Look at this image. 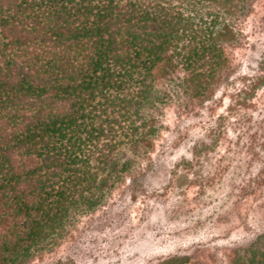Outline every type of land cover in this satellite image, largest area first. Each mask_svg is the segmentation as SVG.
<instances>
[{
    "label": "trees",
    "instance_id": "trees-1",
    "mask_svg": "<svg viewBox=\"0 0 264 264\" xmlns=\"http://www.w3.org/2000/svg\"><path fill=\"white\" fill-rule=\"evenodd\" d=\"M255 0H0V264L51 251L200 101ZM234 264H264V231ZM172 256L155 264H188Z\"/></svg>",
    "mask_w": 264,
    "mask_h": 264
},
{
    "label": "rangeland",
    "instance_id": "rangeland-1",
    "mask_svg": "<svg viewBox=\"0 0 264 264\" xmlns=\"http://www.w3.org/2000/svg\"><path fill=\"white\" fill-rule=\"evenodd\" d=\"M239 28L227 77L203 100L169 98L139 170L25 264H234L264 231V0Z\"/></svg>",
    "mask_w": 264,
    "mask_h": 264
}]
</instances>
